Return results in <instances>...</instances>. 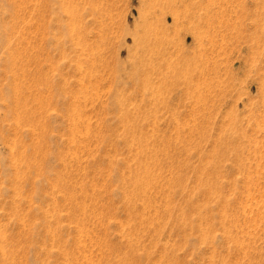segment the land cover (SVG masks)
<instances>
[{
	"label": "rangeland",
	"instance_id": "1",
	"mask_svg": "<svg viewBox=\"0 0 264 264\" xmlns=\"http://www.w3.org/2000/svg\"><path fill=\"white\" fill-rule=\"evenodd\" d=\"M0 264H264V0H0Z\"/></svg>",
	"mask_w": 264,
	"mask_h": 264
}]
</instances>
